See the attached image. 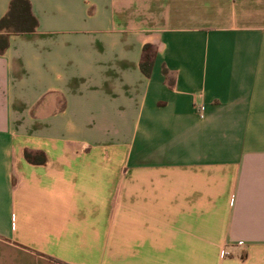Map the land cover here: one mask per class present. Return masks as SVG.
I'll return each mask as SVG.
<instances>
[{"label": "crops", "instance_id": "1", "mask_svg": "<svg viewBox=\"0 0 264 264\" xmlns=\"http://www.w3.org/2000/svg\"><path fill=\"white\" fill-rule=\"evenodd\" d=\"M28 1L0 264H264V0Z\"/></svg>", "mask_w": 264, "mask_h": 264}, {"label": "trees", "instance_id": "2", "mask_svg": "<svg viewBox=\"0 0 264 264\" xmlns=\"http://www.w3.org/2000/svg\"><path fill=\"white\" fill-rule=\"evenodd\" d=\"M37 19L30 11L28 0H11L7 13L0 18V53L8 45L5 34L11 32H29L35 30ZM152 66V59L145 57L140 62V69L149 75Z\"/></svg>", "mask_w": 264, "mask_h": 264}, {"label": "built area", "instance_id": "3", "mask_svg": "<svg viewBox=\"0 0 264 264\" xmlns=\"http://www.w3.org/2000/svg\"><path fill=\"white\" fill-rule=\"evenodd\" d=\"M203 110H204V108L201 106L200 108H199V112H200V115L202 116V112H203Z\"/></svg>", "mask_w": 264, "mask_h": 264}]
</instances>
